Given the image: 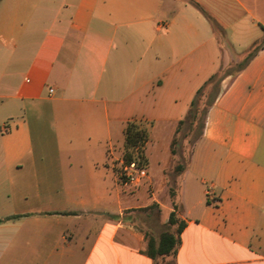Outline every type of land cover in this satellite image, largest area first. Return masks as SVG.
<instances>
[{
    "label": "crops",
    "instance_id": "crops-1",
    "mask_svg": "<svg viewBox=\"0 0 264 264\" xmlns=\"http://www.w3.org/2000/svg\"><path fill=\"white\" fill-rule=\"evenodd\" d=\"M263 36L264 0H0V264H154L137 219L167 225L173 154L122 181L110 154L128 121L174 130ZM182 166L172 263L264 264V46L221 80Z\"/></svg>",
    "mask_w": 264,
    "mask_h": 264
},
{
    "label": "trees",
    "instance_id": "trees-1",
    "mask_svg": "<svg viewBox=\"0 0 264 264\" xmlns=\"http://www.w3.org/2000/svg\"><path fill=\"white\" fill-rule=\"evenodd\" d=\"M263 46L264 36L258 40H255L247 49L240 53L239 57L241 60L236 71L227 72L224 67H220L216 72L211 74L207 78V80L196 90L184 118L182 120H179L178 124L188 118L192 122L199 116V114L202 113L203 126L207 109L214 102L220 91L221 80L225 76L234 74L241 70L253 57V55ZM146 138L147 134L144 128L138 126V124L134 121L126 122L123 129V151L121 155L123 165H128L129 163L134 162L135 167H139V165L144 162V156L141 153L140 147L146 141ZM182 167V164H178L175 169L176 171H180ZM114 171L119 173V177L122 181L124 177V175L121 173L122 171L119 172L117 168H114ZM169 194L173 199V210L168 214L167 225L170 226L171 229L161 231L158 234L157 238L149 235L146 231L144 232L146 238V246L144 252L147 256L153 259L154 262L157 257L170 256L175 253L176 248L179 244V233L181 232L185 224L184 221L177 216L178 207L176 202L174 201L175 188L169 187ZM12 217H15V215L3 219ZM1 220L2 219H0V221Z\"/></svg>",
    "mask_w": 264,
    "mask_h": 264
},
{
    "label": "rangeland",
    "instance_id": "rangeland-1",
    "mask_svg": "<svg viewBox=\"0 0 264 264\" xmlns=\"http://www.w3.org/2000/svg\"><path fill=\"white\" fill-rule=\"evenodd\" d=\"M240 53L233 49H229V56H230V65L229 62L226 65H223L222 68L226 69L227 72H234L238 68L239 62H240ZM201 111V110H200ZM202 120L203 115L202 113L199 114V116L191 122V120L185 119L177 126L175 125L171 131L162 130L161 126H158L155 128V132L151 134V129L148 128L147 125L144 124H138V126L145 129L147 138L146 141L143 143V145L140 147L141 153L144 156V162L139 165V167H135V169L138 168H145L149 166V162L147 159L150 158V161L153 163V161L157 158H164L165 155H172L173 154V160L169 162V168L167 173V183L169 187L175 188L176 183V169L175 167L178 164H182L183 161L186 159V157L189 155L193 144L195 140L199 137L202 129ZM172 140V141H171ZM150 144H153V146H150ZM123 151V145L120 143L118 147H115L113 149V154L110 155L115 156L116 159H114V166L123 174V163L121 160V155ZM136 154V153H135ZM124 175V174H123ZM124 178V177H123ZM126 178V177H125ZM146 193L151 195L155 194V196L158 197V188L156 186L150 185L148 186ZM143 195L139 197L138 202L143 203L144 200H146ZM154 207L151 208H144L140 209V218L137 219V222L141 223L144 227L147 228L146 232L157 238V235L160 231L164 229H171L168 225H162L159 222V219L157 215L155 216V212H153ZM146 215V218L143 217ZM125 217H128V214H125ZM131 217V215H130ZM154 264H173L172 259L170 256H163V257H157L155 259Z\"/></svg>",
    "mask_w": 264,
    "mask_h": 264
},
{
    "label": "built area",
    "instance_id": "built-area-1",
    "mask_svg": "<svg viewBox=\"0 0 264 264\" xmlns=\"http://www.w3.org/2000/svg\"><path fill=\"white\" fill-rule=\"evenodd\" d=\"M49 91H52V89H49ZM129 169H135V165L134 162L129 163L128 165H125L123 168V173L125 175V177H127L128 179H133L134 176L132 175V173H129Z\"/></svg>",
    "mask_w": 264,
    "mask_h": 264
}]
</instances>
